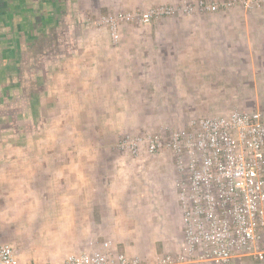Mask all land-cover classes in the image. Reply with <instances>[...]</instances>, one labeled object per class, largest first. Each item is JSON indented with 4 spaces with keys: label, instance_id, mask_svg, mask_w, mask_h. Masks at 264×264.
<instances>
[{
    "label": "crops",
    "instance_id": "0c3cea01",
    "mask_svg": "<svg viewBox=\"0 0 264 264\" xmlns=\"http://www.w3.org/2000/svg\"><path fill=\"white\" fill-rule=\"evenodd\" d=\"M77 1L0 0V232L32 215L34 227L56 232L48 236L74 231L83 246L102 235L113 252L130 257H140L139 247L177 253L181 212L169 154L138 160L122 157L117 145L40 137L58 120L87 117L82 104L132 103L140 94L183 100L187 93L178 88L186 85L207 88L206 102L238 104L254 96L264 103V15L175 14L129 33L122 28L132 25L123 22L114 40L108 25H86L91 18ZM97 37L101 45H91ZM169 54L172 63L154 62ZM249 68L259 73L250 77ZM163 86L173 93L156 94ZM193 89L188 95L199 97ZM96 112L127 117L116 109ZM96 132L100 138L102 130ZM73 238L72 232L66 241ZM231 264L264 262L236 258Z\"/></svg>",
    "mask_w": 264,
    "mask_h": 264
},
{
    "label": "built area",
    "instance_id": "2783aa9c",
    "mask_svg": "<svg viewBox=\"0 0 264 264\" xmlns=\"http://www.w3.org/2000/svg\"><path fill=\"white\" fill-rule=\"evenodd\" d=\"M234 6L264 7V0L198 1L179 7H155L119 18L88 20L90 27L108 25L117 40L118 23L150 25L154 19L216 12ZM117 149L134 159L169 154L175 168L174 187L181 212L182 245L156 264H231L236 258L264 262V113L234 110L226 115L191 118L180 130L162 128L147 137L123 138ZM0 264H17L14 249L0 244ZM39 264V263H29ZM143 264L138 257L113 252L107 242L59 263Z\"/></svg>",
    "mask_w": 264,
    "mask_h": 264
},
{
    "label": "rangeland",
    "instance_id": "374dc122",
    "mask_svg": "<svg viewBox=\"0 0 264 264\" xmlns=\"http://www.w3.org/2000/svg\"><path fill=\"white\" fill-rule=\"evenodd\" d=\"M183 1H186L185 3ZM200 0H79L77 5L84 8L86 13L84 16L91 18V21H94V16H107V18L118 19L119 16L128 13H143L146 10L153 9L155 7H165V6H175L179 7L182 4H195ZM206 1L208 4H212L217 0H202ZM78 2L80 4H78ZM177 4V5H176ZM77 11V10H76ZM177 14H186L179 12ZM232 15V16H257L264 15V7L256 10H245L242 7L234 6L230 9H219L216 12H206L197 10L192 12L190 15ZM89 20V19H88ZM155 24V23H154ZM87 25V24H86ZM88 26V25H87ZM89 27V26H88ZM95 28V27H94ZM62 29V28H61ZM74 29V28H73ZM84 29V28H83ZM147 28H143L140 25L125 26L122 28L123 32L127 31H142ZM91 45L98 46L100 44V39H92ZM264 46V41L260 43ZM236 47V46H235ZM234 54L239 58L238 52L234 50ZM173 55H164L154 59V62H159L163 64L172 63ZM176 58V56H175ZM257 58V57H255ZM95 61V59H94ZM123 62H127V59H121ZM255 68L257 67L258 60H254ZM154 74L158 75L163 73L162 71H155ZM235 73V72H234ZM250 77L254 73H259L257 70H248L246 72ZM155 79L158 77L155 76ZM245 78V77H244ZM182 80V79H181ZM183 81V80H182ZM252 79H249L251 82ZM185 82V81H183ZM247 83V79H240L238 83ZM256 87H249V91H253ZM166 89L167 94H172L173 88L160 87L157 88L156 94H163L162 90ZM192 87L186 85L183 88L179 87V90H185L187 95L185 97H168L171 101H162L159 97L146 98L140 95L137 96V102L132 103H122L116 104L112 102L98 103V102H89V104H82L83 110L88 112V116L84 119H66L58 120V123L52 128H50L47 134L40 137V141H61V142H72V143H83L90 144L96 142H102L104 144L114 145L116 147L119 142L127 136H141L147 137L148 134H153L160 131L162 128H170L172 130H180L185 128L188 121L194 117H213L229 114L234 110L254 112L260 111L264 112V103L256 102L254 96L247 98V101L242 103H217V102H206L207 88L204 87H195L194 89L200 92L199 97H192ZM193 92L195 93V90ZM231 89V88H230ZM233 89V88H232ZM240 89V88H238ZM244 89V88H243ZM257 89V88H256ZM259 89V88H258ZM112 91V89H110ZM177 90V88H176ZM262 92V89H260ZM179 93V92H178ZM145 98V99H144ZM177 98L179 100H177ZM161 100V101H160ZM196 100V101H193ZM105 108L107 111L105 114H109L108 111L114 109L125 112L127 117H105L100 118L101 113H97V110ZM49 123L52 120H47ZM101 129L102 133L100 138L98 137L97 129ZM46 129V128H45ZM24 141L31 140L29 136H25ZM122 157L125 154H122ZM146 157V156H144ZM149 157V156H147ZM25 222L17 225L10 222L8 228L0 232L2 241L0 244L10 245L15 252L17 264H29V263H59L66 259L70 254H77L82 251H90L100 248L102 242H104V237L98 235L96 237L97 242L92 245H84L79 240V234H76L74 231L62 232L61 238L57 239V235L50 237L51 233L56 234V232L43 231V227L34 225L28 219L33 217L32 215H24ZM38 227V229H36ZM18 228V230H17ZM74 233L77 238H73V241H66V236L70 233ZM125 235V232H120L119 235ZM50 235V236H48ZM107 240V239H106ZM111 242V241H110ZM133 249V248H131ZM140 252L134 253L140 256L143 264H156L158 256H160L159 250L151 251V247H139ZM67 255V256H66ZM156 255V256H155ZM155 256V257H154Z\"/></svg>",
    "mask_w": 264,
    "mask_h": 264
}]
</instances>
